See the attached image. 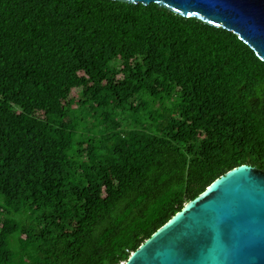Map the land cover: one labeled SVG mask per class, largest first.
<instances>
[{"label": "trees", "instance_id": "16d2710c", "mask_svg": "<svg viewBox=\"0 0 264 264\" xmlns=\"http://www.w3.org/2000/svg\"><path fill=\"white\" fill-rule=\"evenodd\" d=\"M241 165L264 172V62L236 35L0 0V264H121Z\"/></svg>", "mask_w": 264, "mask_h": 264}, {"label": "water", "instance_id": "95a60500", "mask_svg": "<svg viewBox=\"0 0 264 264\" xmlns=\"http://www.w3.org/2000/svg\"><path fill=\"white\" fill-rule=\"evenodd\" d=\"M155 4L229 31L264 62V0H110ZM121 264H264V172L238 166L187 202Z\"/></svg>", "mask_w": 264, "mask_h": 264}]
</instances>
